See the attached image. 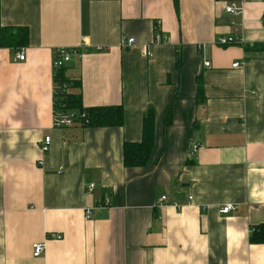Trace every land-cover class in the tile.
<instances>
[{
  "label": "crops",
  "instance_id": "1",
  "mask_svg": "<svg viewBox=\"0 0 264 264\" xmlns=\"http://www.w3.org/2000/svg\"><path fill=\"white\" fill-rule=\"evenodd\" d=\"M229 1L0 0V29L30 31L24 60L0 48V264H264V50L245 48L264 47V0ZM231 20L243 44L220 46ZM61 48L83 106H122L121 126L53 127ZM150 108L152 153L127 167Z\"/></svg>",
  "mask_w": 264,
  "mask_h": 264
},
{
  "label": "trees",
  "instance_id": "2",
  "mask_svg": "<svg viewBox=\"0 0 264 264\" xmlns=\"http://www.w3.org/2000/svg\"><path fill=\"white\" fill-rule=\"evenodd\" d=\"M176 9H178L179 0H174ZM30 31L28 27L21 26H3L0 29V48L14 49L16 51L26 48L29 44ZM264 50L263 46L256 45L249 47ZM77 49V48H76ZM78 50V49H77ZM177 64L180 67L181 57L177 56ZM64 68L54 71L55 81V107L64 111L72 109L77 110L79 119L76 122L84 123L88 120L89 126L112 127L121 126L124 120V111L122 106H96L85 108L82 103L81 79L74 80L67 78L64 74ZM198 97L205 98L203 79L198 78ZM85 114V118L81 117ZM172 122V111L170 110L165 123ZM143 139L140 143L124 144V164L127 167L143 166L147 163L153 147L155 134V111L150 108L143 121ZM250 242L253 244H264V224L253 227Z\"/></svg>",
  "mask_w": 264,
  "mask_h": 264
},
{
  "label": "built area",
  "instance_id": "3",
  "mask_svg": "<svg viewBox=\"0 0 264 264\" xmlns=\"http://www.w3.org/2000/svg\"><path fill=\"white\" fill-rule=\"evenodd\" d=\"M244 9V1L243 0H230L229 3L226 4L225 6V11L231 16H239L243 13ZM232 31L230 34L227 36H220L217 38V44L220 46H231V45H241L243 44V37L239 35L241 32V27L236 24L234 20L230 21ZM158 37L160 38V33H158ZM158 38V39H159ZM123 44L125 45H133L135 43L134 38H129V39H124L122 40ZM72 53H78L76 48L72 49H58L54 52V58H53V70L56 71L60 68H64L66 64L71 60V55ZM264 54V51H262ZM147 56H151V53L147 50L146 51ZM26 58V52L25 49L19 50L17 53V59L19 60H24ZM205 66H210V62H206ZM240 66V62H235L233 64V67H238ZM85 118V114L81 117V119ZM78 113L76 112H70V111H64L62 109L56 108L53 113V127L55 128H65L73 125L76 120H78ZM85 124H88V120H84ZM51 143V137L47 136L41 141V151L44 153H47L49 151V146ZM199 149V146L195 145L192 147V151L196 152ZM94 188V184L89 185V190H92ZM190 200L192 199L191 197L189 198ZM161 202L167 203L169 202L167 196H163L161 198ZM173 205L177 208H179V205L176 203H173ZM236 209V205L234 204H226L220 209V212L222 214H228L232 212L233 210ZM92 211L91 209L86 210V217L89 218L91 215ZM53 238L56 239H61L62 235L60 234H55L52 236ZM46 244L45 243H35L33 245V255L35 257H40L43 255L45 251Z\"/></svg>",
  "mask_w": 264,
  "mask_h": 264
}]
</instances>
